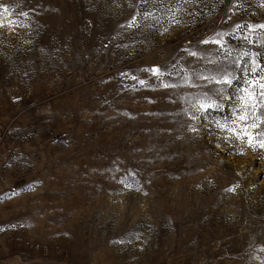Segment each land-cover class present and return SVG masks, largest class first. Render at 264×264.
Wrapping results in <instances>:
<instances>
[{
    "label": "rangeland",
    "instance_id": "obj_1",
    "mask_svg": "<svg viewBox=\"0 0 264 264\" xmlns=\"http://www.w3.org/2000/svg\"><path fill=\"white\" fill-rule=\"evenodd\" d=\"M0 5V264H264V0Z\"/></svg>",
    "mask_w": 264,
    "mask_h": 264
},
{
    "label": "snow or ice",
    "instance_id": "obj_2",
    "mask_svg": "<svg viewBox=\"0 0 264 264\" xmlns=\"http://www.w3.org/2000/svg\"><path fill=\"white\" fill-rule=\"evenodd\" d=\"M186 2H187V0H186ZM0 6H2V5H0ZM8 12H9V9L8 8H3V13L7 14ZM22 15H27V13H22ZM178 22L179 21H177V23ZM134 24H135V19H133L132 23L129 26L130 27L131 26H134ZM0 26H2V25H0ZM165 31H167V29H165ZM209 42H212V43H220L219 40H215V39H213L212 41H203V43H209ZM189 54L192 55V56H195L196 55L195 52H190ZM148 71H151L153 74H157V75L162 74V73H160L159 68L149 69ZM253 71L255 72V69H253ZM225 75H227V74H225ZM221 82L226 83V84H231V80H228V79H224L223 81H217V83H221ZM140 83L141 84H144L145 81L141 80ZM164 86L165 87H169V85H167V84L164 85ZM260 87L261 88H264V85H260ZM205 95H207V94H205ZM260 95L261 96H264V92H262ZM220 107H221V105H219V104H203V103L200 104V110H202L204 112H207L209 109H218ZM238 119L239 120H245L246 119V115H239L238 116ZM218 127L224 128L225 126L218 124ZM251 127L257 128V127H259V125L253 123ZM195 130L196 129H193V131H195ZM229 130L232 131L234 133V135L236 136V138H238V139H243V137L245 135H247L249 137L247 142L250 145H253V147H255V145L253 144V139H254L253 134L250 133V132H248L246 129L242 130V134H237L236 133V130L234 128L229 129ZM255 135L261 138L260 140L257 141V143L259 144V147L264 148V130L256 133Z\"/></svg>",
    "mask_w": 264,
    "mask_h": 264
}]
</instances>
